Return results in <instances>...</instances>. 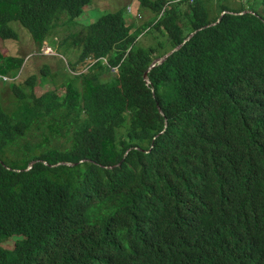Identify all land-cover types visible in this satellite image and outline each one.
Masks as SVG:
<instances>
[{"label":"trees","instance_id":"16d2710c","mask_svg":"<svg viewBox=\"0 0 264 264\" xmlns=\"http://www.w3.org/2000/svg\"><path fill=\"white\" fill-rule=\"evenodd\" d=\"M95 1L0 0V41L42 47ZM141 3L62 38V92L0 51V264H264V0Z\"/></svg>","mask_w":264,"mask_h":264},{"label":"rangeland","instance_id":"374dc122","mask_svg":"<svg viewBox=\"0 0 264 264\" xmlns=\"http://www.w3.org/2000/svg\"><path fill=\"white\" fill-rule=\"evenodd\" d=\"M243 1L244 0H226V2L233 8L240 7ZM220 2L223 3L224 0H220ZM217 4H218L217 1L211 4L210 10L216 9ZM119 7L123 8L122 11L127 13L133 11L134 10L133 7L136 9L137 11L136 14H139V16L135 15L136 26L134 27V29L142 24H145V22L151 19V17L153 16V12L149 8H147L146 5H143L141 3V0H96L92 5H90L87 8L88 10H86V8L84 9L81 16H79L78 19L76 20L77 25L73 24L67 27H61L55 29L50 33L49 38L42 47H39L38 45L34 44L30 34L25 29H23L19 24L17 23L11 24L12 29L18 35V39L0 41V51L1 53L4 54L10 53L12 55L21 56L24 58V62L20 68L21 70H19L20 72L19 76L18 77L16 76V80L14 78L8 77L9 79L6 81V83H2V85H0V95L2 99L4 101H7L10 100V98L12 97L10 90L8 88V84H9L8 82H13L15 80L16 82L20 83V85H23L22 82L32 74L39 75L38 83L33 88L34 92L41 94L48 90L56 89L59 87L61 88V92H62V90H64V87L60 85L62 77L65 76L66 73L70 75L73 73L68 69L69 66L67 67V62L69 63L75 62L77 53L70 51V52H66L68 55H65L63 51L58 49V43L62 40L64 36L76 32L83 25H87L95 22L98 19V17L103 13L112 9L115 10ZM139 8H141V10H139ZM142 35L140 36L142 37L141 46L142 47L150 46L153 41L150 38L143 37ZM153 35L155 36V34ZM156 59L157 58H155L154 60ZM154 60H152L151 64L153 63ZM45 64H47L51 73V75L46 76L47 78H44L40 72L41 68ZM84 68L85 66L83 67V69ZM103 73H102L103 76H101V78L102 77L106 78L109 76L108 73H104V74ZM164 126H166V121H164ZM40 139H41L40 136H34V137L28 136L26 138V141L29 142L31 145H34V143H37ZM52 143L53 142L47 143L46 147L51 146ZM0 158L7 165H10L11 163L15 162V156L10 151L7 152L6 150H4L3 153H0ZM19 161H22V159H18L17 162Z\"/></svg>","mask_w":264,"mask_h":264},{"label":"water","instance_id":"95a60500","mask_svg":"<svg viewBox=\"0 0 264 264\" xmlns=\"http://www.w3.org/2000/svg\"><path fill=\"white\" fill-rule=\"evenodd\" d=\"M226 12H227V11H224L223 14L226 13ZM232 13H234V14H238V13H235V12H232ZM241 13H243V12H241ZM219 20H220V19H218L215 23L209 24V25H207V26H205V27H202V28H200V29H198V30H201V29L206 28V27H210V26H212V25H216V24L219 22ZM195 33H196V31H193V32L189 33V34L187 35V37L184 39V41H182L178 46H176L175 48H173V50H172L171 52H169V53H167L166 55H164V56H162V57L157 58L156 60H154L153 63L148 67V69H147V70L144 72V74H143V79L145 80V82H148V81H149V78H148L147 72H149V71H150L152 68H154L155 66L163 64L169 56H171L174 52L178 51V49H179V48H180V47H181L186 41H188V40H189V39H190ZM34 162H36V161H30L26 169L30 168ZM43 162H44L45 164H49L47 161H43ZM59 164L72 165L71 162H67V161H60V162H58V163H55V164H49V165H51V166H57V165H59ZM110 167H111V166H110Z\"/></svg>","mask_w":264,"mask_h":264},{"label":"built area","instance_id":"2783aa9c","mask_svg":"<svg viewBox=\"0 0 264 264\" xmlns=\"http://www.w3.org/2000/svg\"><path fill=\"white\" fill-rule=\"evenodd\" d=\"M9 78L7 76H4L2 74H0V81L1 82H6Z\"/></svg>","mask_w":264,"mask_h":264},{"label":"clouds","instance_id":"9594fccd","mask_svg":"<svg viewBox=\"0 0 264 264\" xmlns=\"http://www.w3.org/2000/svg\"><path fill=\"white\" fill-rule=\"evenodd\" d=\"M186 37H187V36H186ZM186 37H185V38H186ZM183 41H184V39H183ZM172 50H173V49H172ZM172 50H171V51H172ZM171 51H169V52H171ZM169 52H168V53H169ZM174 53H175V52H174ZM166 54H167V53H166ZM166 54H165V55H166ZM163 56H164V55H163ZM169 57H170V56H169ZM159 58H160V57H159ZM3 83H6V82H3ZM8 83H9V82H8Z\"/></svg>","mask_w":264,"mask_h":264}]
</instances>
